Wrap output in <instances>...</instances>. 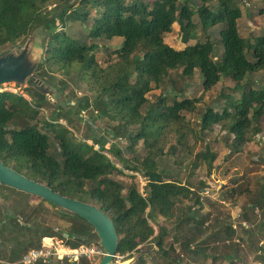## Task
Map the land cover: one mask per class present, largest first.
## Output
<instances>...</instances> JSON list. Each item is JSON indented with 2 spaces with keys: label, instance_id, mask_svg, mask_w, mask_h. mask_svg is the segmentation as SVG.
<instances>
[{
  "label": "trees",
  "instance_id": "1",
  "mask_svg": "<svg viewBox=\"0 0 264 264\" xmlns=\"http://www.w3.org/2000/svg\"><path fill=\"white\" fill-rule=\"evenodd\" d=\"M57 1L62 7L56 5L57 8L50 9ZM90 4L98 8L95 17ZM196 15L206 36L204 41L199 38ZM242 15L240 0H78L75 3L72 0H0V54L6 46L22 42L34 30L42 28L45 55L38 67L41 76L48 75L54 80L55 75L46 71L48 64L65 74L77 69L80 77L88 80L102 96L93 105L88 100L76 104L83 110L92 108V114L96 112L98 117H106L112 124V138L127 137L130 152L126 155L121 147L109 149L115 162L94 134L86 138L92 139L93 144L86 140L77 142L69 128L75 106L71 99L67 100L68 109L57 106V122L45 121L51 129L49 133L31 123L48 101L46 94L33 89L34 100L30 101L19 93L2 90L0 159L63 196L101 208L114 221L119 235L117 252L123 259L138 253L137 263L145 264V255L153 250L167 258L165 241L169 231L162 223L156 231L154 224L158 225V216L182 221L187 227L195 223L199 232L205 223L192 207L180 206L183 199L193 196V186L182 183L178 174L169 173L160 165L161 157L169 153L176 154L179 163L188 158L183 150L188 144L186 127L189 125L182 112L195 111L201 102V98L187 97L186 83V88L178 89L171 72H178L182 81L199 72L204 92L212 90L223 77L234 81L232 92L222 94L226 99L224 104H218L219 109L208 106L201 119L203 130L222 125L234 135L232 152L240 151L264 127V34L255 38L242 36L239 29ZM89 21L90 42L74 38L67 30L68 24L85 26ZM175 23L180 25L182 41L187 44L184 49H176L165 41ZM116 37L123 38L121 46L113 51L116 57L110 56L107 65L100 66L95 41ZM194 40L195 44H189ZM220 42L223 52L218 57ZM257 73L261 77L255 79ZM165 84L167 88L151 101L148 94ZM170 99L173 103H169ZM62 119L68 125L61 123ZM172 134L176 135L173 144ZM52 136L58 142L53 147L55 152H52ZM141 141L146 148L144 157L137 153ZM96 144L100 145L99 149ZM215 159L217 155L208 146L197 154L190 167L196 170L206 163L211 172ZM125 169L146 178V195L140 191L138 182L116 177L124 174ZM130 177L136 178V175ZM0 188L24 198L31 195L5 185ZM43 202L29 210L24 205L26 200L14 207L12 213L0 204V264H24L21 259L25 254L40 249L45 237L56 234L73 249L100 244L95 227L65 208L59 209V218L68 222L69 227L56 232L55 227L39 219L47 209ZM197 203H200L199 197ZM250 206L264 210V185L259 199ZM234 234V229L221 227L214 234L223 248L230 250L225 254L227 259L238 256V243L232 241ZM209 238L200 240L195 251L191 250L194 240L189 239L185 243L186 251L205 253ZM260 250L262 254L257 260L264 264V247ZM155 259L154 263L160 264ZM173 261L181 264L180 258ZM35 264L93 263L85 257L79 261L68 257L51 258L48 262L40 260Z\"/></svg>",
  "mask_w": 264,
  "mask_h": 264
},
{
  "label": "rangeland",
  "instance_id": "2",
  "mask_svg": "<svg viewBox=\"0 0 264 264\" xmlns=\"http://www.w3.org/2000/svg\"><path fill=\"white\" fill-rule=\"evenodd\" d=\"M78 0H72L75 3ZM132 2L133 0H126ZM62 7V3L57 1L49 6L50 9L55 7ZM240 5L243 11L242 17L239 19V29L242 36L246 38L256 37L264 34V1L262 0H240ZM92 6V16L98 15V8ZM56 7V8H57ZM199 17L196 15L195 21L199 23ZM91 25V21L87 25L82 24H68L67 30L71 36L79 39L80 41L90 42L92 39L88 37V30ZM199 25V38L204 41L206 36L202 31L201 23ZM37 43V55L43 57L45 51L43 48V40L45 33L42 28H37L33 32ZM32 35L26 38L22 42L17 44L8 45L2 49V53L6 51H21L26 45L27 41ZM218 40V33L215 34ZM165 41L176 49H184L187 44L182 41L181 27L178 23L173 26V31L166 34ZM98 44L97 61L102 67H105L109 61L110 56L116 57L113 51L119 48L123 43V38L116 37L110 39L102 38L95 41ZM197 41H191L189 44H195ZM219 56L221 57L223 52V46L219 44ZM36 50V49H35ZM46 71L55 75L54 80H51L48 75L41 76L38 69L34 72L39 79L48 86L54 94L52 97L47 96V102L44 103L40 109V113L37 119L31 121L32 124H37L39 128L44 132L51 133V129L45 125L46 120L56 121L57 106L61 101L67 102L71 99V104L75 105L72 109V116L74 117L73 124L69 128L73 131L75 140L82 142L90 134H94L100 139L106 146L104 151L113 161L117 162L113 158V154L109 149H121L125 150V154L129 155L127 149L129 141L124 135H120L118 138H112L111 122L106 117H98V114L94 112L92 114V108L81 109L76 102H85L88 100L92 105L102 96L99 91L93 89L88 80L82 79L75 69L71 73L65 74L54 65L48 64ZM171 78L176 79V85L178 89L186 88L184 84L188 86L186 88V95L189 98H201V102L198 103L195 111H183V115L186 118L188 144L187 148L183 152L188 155V158L183 163H179L176 158V154H166L160 159V165L168 170L169 173L178 174L182 183L193 186L195 191L193 196L189 199H183L180 202V206L184 208L192 207L193 210L198 212L200 217L205 219V223L202 226V231L199 232L195 228V223L191 226L184 225L182 221L166 220L164 217L158 216V222L154 224L156 231H159V224L162 223L169 234L165 241V248L168 251L167 258H163L156 251H150L145 255V264H155L157 257L160 264H175L174 259H181V264H262L257 260V256L261 255L262 247H264V210L259 208H253L250 205L252 201H257L264 185V127L256 136L237 152H232L231 142L234 135L230 134L222 125H215L214 128L209 130H203L201 126L202 115L207 110L208 106H216L220 108L218 104L223 105L225 97L223 93H231V89L235 86L234 81L229 77H223L222 80L210 91L204 92L200 73L197 72L194 77H189L185 81H182L178 75V72L172 71ZM255 79L261 77L260 73L255 74ZM27 82V81H26ZM18 83V81L6 82L0 87V91L9 90L19 93L25 96L30 101L34 100L31 95L33 87H29L27 83ZM167 84L161 88L154 89L148 94L151 101H155L157 97L167 88ZM185 91V90H184ZM239 94V93H238ZM169 103H173L170 99ZM217 104V105H216ZM69 108V104L67 105ZM264 119V117H263ZM64 125H68L65 119L60 120ZM264 126V124H263ZM53 135V134H51ZM176 135L172 134L171 144L175 143ZM88 143L93 144V140H86ZM52 152L56 150L53 148L57 145V140L52 136ZM166 150H168L169 146ZM217 155V159L213 164V169L210 172L208 165L203 163L199 168L193 170L190 165L196 158L197 154L205 151L207 147ZM97 149L100 148L99 144H96ZM137 153L141 157L146 154V148L143 141L137 146ZM118 167L122 168V165L116 163ZM130 175H136V178L130 177ZM118 179H122L126 182L136 181L139 184L140 191L146 195L147 180L136 172L125 169L124 174H117ZM1 186V185H0ZM8 196V199L6 198ZM199 197L200 203H197ZM0 198L5 201V205L0 200V204L4 209H8L12 213L14 207H19L22 203L28 207L29 210L35 209L43 198L30 195L27 198L20 196L14 191L0 188ZM44 206L47 208L44 213L39 216L40 220L46 221L48 225L55 227V231L64 230L69 227V223L59 218V209L61 207H55L48 201H44ZM202 205V206H201ZM152 223V222H151ZM234 229L233 243H238V256L233 258H225V254L229 249L223 248V243L217 241L214 238V234L217 233L219 228ZM247 229V230H246ZM251 231V234H247V231ZM60 242L66 245L61 239L59 234H56ZM210 237L209 245H205V253H193L200 240ZM189 239L194 240L191 243V250L187 252L185 249V243ZM100 245V244H99ZM95 244L93 246H99ZM101 246V245H100ZM155 249L156 248L155 246ZM140 254L134 253L133 256L123 259L122 257L116 259L117 262H123L128 260V264H138V256ZM103 256L97 258H91L90 261L93 264H98ZM153 258V260H152ZM172 260V261H170ZM155 262V263H154Z\"/></svg>",
  "mask_w": 264,
  "mask_h": 264
},
{
  "label": "water",
  "instance_id": "3",
  "mask_svg": "<svg viewBox=\"0 0 264 264\" xmlns=\"http://www.w3.org/2000/svg\"><path fill=\"white\" fill-rule=\"evenodd\" d=\"M33 32L30 34L32 36L21 51H6L0 54V87L6 82L18 81V83H24L27 81L26 83L29 87H33L39 92L52 97L54 92L34 73L36 69H39L38 67L41 63L42 56L40 57V55L35 53L38 48ZM68 104L64 100L60 102V106L65 108L68 107ZM0 185L9 186L20 192L23 191L31 195L39 196L87 219L95 227V231L100 237V245L105 250L104 256L98 264L129 263L128 260L116 263V259L118 258L119 235L116 231L114 221L101 208L78 199L63 196L48 185L40 183L18 172L16 169L7 166L1 159ZM2 203L6 206L5 201H2Z\"/></svg>",
  "mask_w": 264,
  "mask_h": 264
},
{
  "label": "built area",
  "instance_id": "4",
  "mask_svg": "<svg viewBox=\"0 0 264 264\" xmlns=\"http://www.w3.org/2000/svg\"><path fill=\"white\" fill-rule=\"evenodd\" d=\"M49 239L51 242H47ZM105 250L102 246H86L82 245L77 249L63 244L54 236L45 237L40 249H33L23 256L21 259L24 264H35L43 260L48 262L51 258L64 259L70 258L73 261H79L80 258L85 257L88 259L104 256ZM122 256L118 255V258ZM123 258V257H122Z\"/></svg>",
  "mask_w": 264,
  "mask_h": 264
},
{
  "label": "bare ground",
  "instance_id": "5",
  "mask_svg": "<svg viewBox=\"0 0 264 264\" xmlns=\"http://www.w3.org/2000/svg\"><path fill=\"white\" fill-rule=\"evenodd\" d=\"M47 242H51V241L48 239Z\"/></svg>",
  "mask_w": 264,
  "mask_h": 264
},
{
  "label": "crops",
  "instance_id": "6",
  "mask_svg": "<svg viewBox=\"0 0 264 264\" xmlns=\"http://www.w3.org/2000/svg\"><path fill=\"white\" fill-rule=\"evenodd\" d=\"M48 240V239H47Z\"/></svg>",
  "mask_w": 264,
  "mask_h": 264
}]
</instances>
